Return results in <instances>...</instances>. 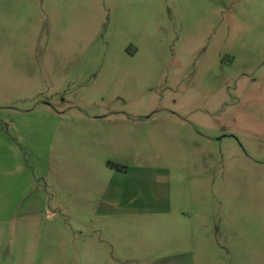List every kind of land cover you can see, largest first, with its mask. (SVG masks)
<instances>
[{"label":"rangeland","instance_id":"obj_1","mask_svg":"<svg viewBox=\"0 0 264 264\" xmlns=\"http://www.w3.org/2000/svg\"><path fill=\"white\" fill-rule=\"evenodd\" d=\"M196 1L0 0V264L50 238L160 244L135 224L264 264V0ZM118 183L114 211L174 217L102 222Z\"/></svg>","mask_w":264,"mask_h":264},{"label":"crops","instance_id":"obj_2","mask_svg":"<svg viewBox=\"0 0 264 264\" xmlns=\"http://www.w3.org/2000/svg\"><path fill=\"white\" fill-rule=\"evenodd\" d=\"M205 3H208L210 6L216 8L218 3H222L226 0H204ZM151 0H130L132 8L134 9L136 15L140 17L143 12H148L151 7ZM195 6H200L201 1H196ZM183 5H188L189 3L183 2ZM190 5V4H189ZM136 6H141V8H137ZM199 8V7H197ZM144 10V11H143ZM113 170V169H112ZM113 172V175L117 178L116 181L120 182L124 175L127 174V170L121 168ZM120 184H115L110 191V199L109 205L110 209L116 204V199L119 197L121 192ZM123 189V188H122ZM127 192V188L123 189V192ZM154 200L152 196L147 199V202H152ZM161 203L164 202L163 198L159 196L156 199ZM103 211L104 213L96 214L95 211H91V214L94 212V215L98 217V219H102V222H105L107 219L110 223H117L121 221V218L125 215L120 214L118 211ZM157 210H147L140 211L135 209L134 211H130V215H126L125 218L132 220L134 223L138 222L140 219H144L147 222H152L155 218H159V221L162 223L168 221L173 218V214L168 208L158 209ZM89 214V210L86 211ZM83 213V211L81 212ZM124 218V219H125ZM176 219L179 217L176 216ZM103 224V223H102ZM101 229V235L104 236V231L107 233H120L119 227L116 226H98ZM127 233L131 234L134 238L147 239L143 234H149L151 237L155 231H159L161 234V242L160 244L155 245L153 242H140L137 244H132L129 242L128 244H124L117 249L116 244L111 241H105L103 237L102 240H91V241H83L79 245H72L71 243H63L56 242L53 238L50 240L39 242V248L35 251V254L38 255L39 262L36 261V264H42L44 262H48L49 264H209L210 259L208 258H196L192 256L190 253H183L185 246H190V241L192 239H196L195 235L192 233L191 235L186 236L185 241L182 242H174L169 240L166 235L168 233L167 226H160L159 229L155 228L151 225L142 227L139 224H135L125 228ZM1 230V228H0ZM164 238V242H163ZM133 239V238H131ZM146 241V240H144ZM157 249V251H155ZM69 250H77L75 254L70 252Z\"/></svg>","mask_w":264,"mask_h":264}]
</instances>
